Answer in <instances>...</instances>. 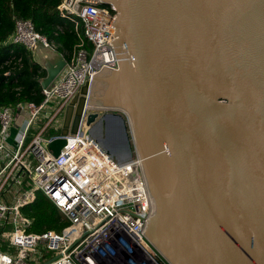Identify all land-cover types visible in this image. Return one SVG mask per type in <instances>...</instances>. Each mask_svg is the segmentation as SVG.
<instances>
[{
	"label": "water",
	"instance_id": "water-1",
	"mask_svg": "<svg viewBox=\"0 0 264 264\" xmlns=\"http://www.w3.org/2000/svg\"><path fill=\"white\" fill-rule=\"evenodd\" d=\"M98 2L116 12L118 68L70 99L53 157L97 107L102 147L141 160L143 234L168 264H264V0ZM45 70L42 89L61 66Z\"/></svg>",
	"mask_w": 264,
	"mask_h": 264
},
{
	"label": "built area",
	"instance_id": "built-area-1",
	"mask_svg": "<svg viewBox=\"0 0 264 264\" xmlns=\"http://www.w3.org/2000/svg\"><path fill=\"white\" fill-rule=\"evenodd\" d=\"M59 11L77 19L90 50L79 48L64 61L39 104L0 107V264H168L143 234L152 203L141 160L134 152L119 162L91 135L87 117L98 109L85 103L79 128L65 137L58 157L48 149L79 88L90 86L103 67L118 68L113 26L103 22L114 23L111 4L62 0ZM4 44L21 45L29 54L38 46L57 50L20 18ZM38 193L67 223L60 232L29 231L33 221L24 209Z\"/></svg>",
	"mask_w": 264,
	"mask_h": 264
},
{
	"label": "trees",
	"instance_id": "trees-1",
	"mask_svg": "<svg viewBox=\"0 0 264 264\" xmlns=\"http://www.w3.org/2000/svg\"><path fill=\"white\" fill-rule=\"evenodd\" d=\"M62 0H0V107L19 103L39 104L41 82L47 73L21 45L4 44L14 31L16 18L30 20L35 30L57 45L56 53L64 61L79 49L90 50L77 19L59 11ZM59 132L55 131L54 135ZM33 221L30 232H60L67 223L56 207L38 193L35 201L24 209Z\"/></svg>",
	"mask_w": 264,
	"mask_h": 264
},
{
	"label": "crops",
	"instance_id": "crops-1",
	"mask_svg": "<svg viewBox=\"0 0 264 264\" xmlns=\"http://www.w3.org/2000/svg\"><path fill=\"white\" fill-rule=\"evenodd\" d=\"M30 54H31V57L33 58V60H35L37 63H39L43 69L50 67V66H53L54 63H57V67L61 66V72L59 73L58 76H60L62 74V71H63V68L61 65L62 63L60 61L56 60V56L54 55L53 51L45 49L41 46H38ZM91 134H95L94 131Z\"/></svg>",
	"mask_w": 264,
	"mask_h": 264
},
{
	"label": "rangeland",
	"instance_id": "rangeland-1",
	"mask_svg": "<svg viewBox=\"0 0 264 264\" xmlns=\"http://www.w3.org/2000/svg\"><path fill=\"white\" fill-rule=\"evenodd\" d=\"M53 53H54V55L56 56V60H57V61H61V60H62V58H61V56H60L59 54H57V53L54 52V51H53ZM45 122H46V120L43 119V120L41 121L40 125L44 124ZM48 132H49V131H47L43 136H47V135H48ZM94 133H96V130H95V129H94ZM49 134H50V133H49ZM10 141H11V140H10ZM61 230H62V229H61ZM55 232H58V231H55ZM1 250L6 251V248L3 247Z\"/></svg>",
	"mask_w": 264,
	"mask_h": 264
},
{
	"label": "flooded vegetation",
	"instance_id": "flooded-vegetation-1",
	"mask_svg": "<svg viewBox=\"0 0 264 264\" xmlns=\"http://www.w3.org/2000/svg\"><path fill=\"white\" fill-rule=\"evenodd\" d=\"M100 126H101L100 124H97V125L94 126V129L96 130V133H95L96 135H98L100 133V130H99Z\"/></svg>",
	"mask_w": 264,
	"mask_h": 264
},
{
	"label": "bare ground",
	"instance_id": "bare-ground-1",
	"mask_svg": "<svg viewBox=\"0 0 264 264\" xmlns=\"http://www.w3.org/2000/svg\"><path fill=\"white\" fill-rule=\"evenodd\" d=\"M92 107H94V108H96V109H98L97 107H95V106H92ZM94 131V127L92 128V130H91V133ZM98 134V133H97ZM94 138L95 137H97L98 135H96V134H91ZM109 138V135H107V139Z\"/></svg>",
	"mask_w": 264,
	"mask_h": 264
}]
</instances>
